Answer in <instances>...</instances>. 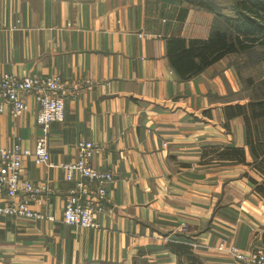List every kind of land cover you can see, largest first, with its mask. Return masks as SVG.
I'll return each mask as SVG.
<instances>
[{
	"label": "crops",
	"instance_id": "0c3cea01",
	"mask_svg": "<svg viewBox=\"0 0 264 264\" xmlns=\"http://www.w3.org/2000/svg\"><path fill=\"white\" fill-rule=\"evenodd\" d=\"M214 1L233 16L230 0ZM212 21L172 0H0V76L65 83L64 120L46 137L52 166L26 158L20 172L46 188L29 209L54 219L0 215V264H178L171 242L202 264H240L214 249L221 240L264 251V201L245 177H258L254 157L242 119L224 115L249 101L257 79L232 54L182 81L166 57L169 38L205 39ZM27 104L19 117L0 114V148L33 149L41 136ZM79 141L95 147L91 167L113 175L96 229L62 222L79 177L66 181L60 166L76 160ZM230 147L244 162L219 156Z\"/></svg>",
	"mask_w": 264,
	"mask_h": 264
},
{
	"label": "built area",
	"instance_id": "2783aa9c",
	"mask_svg": "<svg viewBox=\"0 0 264 264\" xmlns=\"http://www.w3.org/2000/svg\"><path fill=\"white\" fill-rule=\"evenodd\" d=\"M78 89L74 86L71 94L76 95ZM64 94L65 83L56 76H0V114L19 117L28 110L27 100L31 99L37 106L36 122L41 129L33 149L23 148L20 142L0 148V215L53 221V217L29 209L28 201L39 200L38 196L46 188L22 179L20 172L26 158L33 159L37 165L52 166L46 137L51 123L64 120ZM94 149L91 142L79 141L76 160L60 166L66 181H73L75 175L79 177L66 195L62 222L67 226L98 228L95 215L108 203L107 186L113 181V175L91 167L89 160ZM18 196L21 199L17 200ZM179 230L185 231V226H180ZM214 249L228 254L240 264H264L262 250L243 253L235 247H226L223 240Z\"/></svg>",
	"mask_w": 264,
	"mask_h": 264
},
{
	"label": "trees",
	"instance_id": "16d2710c",
	"mask_svg": "<svg viewBox=\"0 0 264 264\" xmlns=\"http://www.w3.org/2000/svg\"><path fill=\"white\" fill-rule=\"evenodd\" d=\"M206 11L213 15L210 32L205 39L172 37L166 43V57L178 78L188 81L227 55H240L242 66L258 67L257 81L248 79L250 98L243 105L224 108L226 120L240 117L243 122L246 144L254 160L247 164L257 179L245 177L253 193L264 201V0H230L233 16L223 14L214 0H172ZM244 162L243 148L230 147L218 151ZM169 250L179 258L178 264H202L185 243L171 242Z\"/></svg>",
	"mask_w": 264,
	"mask_h": 264
},
{
	"label": "rangeland",
	"instance_id": "374dc122",
	"mask_svg": "<svg viewBox=\"0 0 264 264\" xmlns=\"http://www.w3.org/2000/svg\"><path fill=\"white\" fill-rule=\"evenodd\" d=\"M251 74L255 79H258L257 77L260 76L261 72L258 70V67H254L251 69Z\"/></svg>",
	"mask_w": 264,
	"mask_h": 264
}]
</instances>
